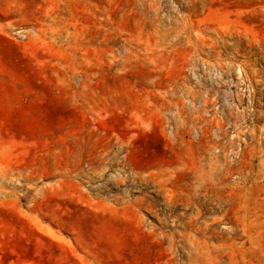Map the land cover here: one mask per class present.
Instances as JSON below:
<instances>
[{
	"label": "rangeland",
	"instance_id": "374dc122",
	"mask_svg": "<svg viewBox=\"0 0 264 264\" xmlns=\"http://www.w3.org/2000/svg\"><path fill=\"white\" fill-rule=\"evenodd\" d=\"M0 264H264V0H0Z\"/></svg>",
	"mask_w": 264,
	"mask_h": 264
}]
</instances>
